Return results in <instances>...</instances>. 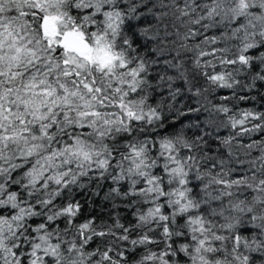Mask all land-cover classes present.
Wrapping results in <instances>:
<instances>
[{
  "label": "clouds",
  "instance_id": "1",
  "mask_svg": "<svg viewBox=\"0 0 264 264\" xmlns=\"http://www.w3.org/2000/svg\"><path fill=\"white\" fill-rule=\"evenodd\" d=\"M0 264H264V0H0Z\"/></svg>",
  "mask_w": 264,
  "mask_h": 264
},
{
  "label": "snow or ice",
  "instance_id": "2",
  "mask_svg": "<svg viewBox=\"0 0 264 264\" xmlns=\"http://www.w3.org/2000/svg\"><path fill=\"white\" fill-rule=\"evenodd\" d=\"M52 28H53V30H54V28H55V23H54V21H53V24H52Z\"/></svg>",
  "mask_w": 264,
  "mask_h": 264
}]
</instances>
